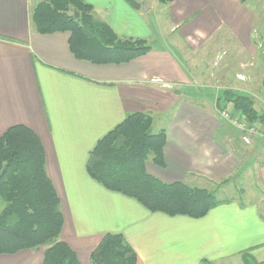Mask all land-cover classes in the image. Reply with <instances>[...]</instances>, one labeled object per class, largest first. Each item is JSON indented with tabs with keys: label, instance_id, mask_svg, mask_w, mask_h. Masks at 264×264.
<instances>
[{
	"label": "crops",
	"instance_id": "crops-1",
	"mask_svg": "<svg viewBox=\"0 0 264 264\" xmlns=\"http://www.w3.org/2000/svg\"><path fill=\"white\" fill-rule=\"evenodd\" d=\"M39 1L0 0V136L24 125L40 138L61 199V240L82 264H90L109 233L124 236L138 264H264V161L244 156L240 130H229L216 104L225 89L252 94L242 76L260 52L264 0H138L140 10L126 0H85L119 36L152 47L123 64L76 58L69 32L38 33L32 12ZM209 45L220 56L228 47L235 54L226 67L236 71L226 68L217 82L223 87L193 72L203 67L194 55ZM137 112L152 116L154 133L166 130L165 165L146 163L153 175L216 194L244 173L247 182L256 173L260 191L250 190L243 200L218 198L221 204L193 218L150 211L105 188L87 171L90 153ZM44 251L1 254L0 264H42Z\"/></svg>",
	"mask_w": 264,
	"mask_h": 264
},
{
	"label": "trees",
	"instance_id": "trees-1",
	"mask_svg": "<svg viewBox=\"0 0 264 264\" xmlns=\"http://www.w3.org/2000/svg\"><path fill=\"white\" fill-rule=\"evenodd\" d=\"M126 1L142 9L138 0ZM159 1L167 4L171 0ZM32 23L41 34L69 32L72 53L94 64L128 63L152 49L143 39L119 36L85 0H40L32 12ZM216 104L221 111L230 105L251 123L264 126V111L251 95L225 89ZM152 129L151 115L129 114L91 151L89 175L150 211L206 216L222 203L214 192L184 182H165L148 171L149 160L165 165L166 130L153 133ZM0 198L5 203L0 211V255L45 248L42 264H82L74 249L61 240V199L47 172L42 142L27 126H13L0 136ZM90 264H138V254L122 234L109 233L92 251Z\"/></svg>",
	"mask_w": 264,
	"mask_h": 264
},
{
	"label": "rangeland",
	"instance_id": "rangeland-1",
	"mask_svg": "<svg viewBox=\"0 0 264 264\" xmlns=\"http://www.w3.org/2000/svg\"><path fill=\"white\" fill-rule=\"evenodd\" d=\"M143 8H145L143 6ZM161 16H164L163 13H159ZM163 24H165V20L163 19ZM260 23L258 22V25ZM161 26V22H160ZM162 27H165L162 26ZM257 40H259V44L261 45L260 52L256 55V58L254 60V66L249 67V68H244L243 72H247V76L244 74L243 80L249 82V87L250 90L252 91L251 96L254 97L257 103V108L260 111H264V34H260L257 37ZM207 52L203 53H196L194 56V61L200 65L202 64L203 67H200V69H197L193 71L195 74L197 73L198 79H200L201 82H212L214 85L218 84L220 87H223L222 83H217L220 79L221 76L220 74L226 70V66H231V64L234 62V56L235 54L231 51V48H224L223 51L225 53L220 56L218 55V51L216 48L211 47L210 45L207 47ZM263 53H262V52ZM218 55V56H217ZM196 65V64H195ZM230 70V68H227ZM230 71H236L230 70ZM202 73H204L202 75ZM235 78V77H234ZM208 105L211 107H215V100H210L208 101ZM230 106V105H229ZM228 106V107H229ZM231 111L232 113L235 111L232 106ZM236 113L238 111H235L233 114L236 116ZM239 117L243 121V123L248 124L249 128H254L255 131L250 132V131H242L240 130V133L237 134L239 137L240 142H242L240 148L242 149V152L244 153L245 157H252L254 160L259 161L262 160L264 161V126L259 124V123H251L247 117H245L242 113L239 112ZM226 118V117H224ZM169 119V117L164 118L162 122H166ZM227 119V118H226ZM224 120L225 124L229 126V130L233 133L237 132V129L233 123L230 122V120ZM241 121H239L240 123ZM159 123L158 125H160ZM155 126L154 128H156ZM152 132L154 133V129H152ZM242 132V134H241ZM246 135L250 138V143L247 144L242 140V137ZM260 161V162H262ZM246 175L245 173L240 177L238 181H233L231 183L224 184L220 190H216V194L219 199L221 200H229L232 198L240 199L243 200V197H247L248 194H250V190L259 192V187L257 186L258 178L256 177V173L254 174L253 177H251V180L247 181H242L246 180ZM241 188L245 190V194L243 195ZM213 191V190H212ZM5 203L3 199L0 198V211L3 209Z\"/></svg>",
	"mask_w": 264,
	"mask_h": 264
},
{
	"label": "built area",
	"instance_id": "built-area-1",
	"mask_svg": "<svg viewBox=\"0 0 264 264\" xmlns=\"http://www.w3.org/2000/svg\"><path fill=\"white\" fill-rule=\"evenodd\" d=\"M234 113H235V111L232 113L230 106L229 107L227 106L222 111L223 116L226 117V118H228V119H230L233 122V124L236 125L240 130H242V131H247L248 130L250 132L255 131L254 128H249L248 127V124L243 123V121L239 117V115H240L239 112L236 113V116L233 115ZM239 121H241V122L239 123ZM243 139H244V141L246 143H250V138L248 136L244 135L243 136Z\"/></svg>",
	"mask_w": 264,
	"mask_h": 264
},
{
	"label": "water",
	"instance_id": "water-1",
	"mask_svg": "<svg viewBox=\"0 0 264 264\" xmlns=\"http://www.w3.org/2000/svg\"><path fill=\"white\" fill-rule=\"evenodd\" d=\"M76 17L79 18V13H76Z\"/></svg>",
	"mask_w": 264,
	"mask_h": 264
}]
</instances>
